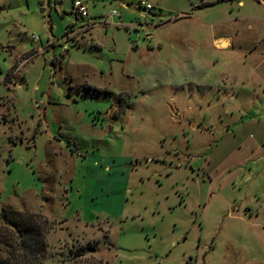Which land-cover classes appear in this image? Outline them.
I'll use <instances>...</instances> for the list:
<instances>
[{
    "label": "rangeland",
    "instance_id": "1",
    "mask_svg": "<svg viewBox=\"0 0 264 264\" xmlns=\"http://www.w3.org/2000/svg\"><path fill=\"white\" fill-rule=\"evenodd\" d=\"M83 1L63 51L72 0H0V258L6 208L43 225L27 264H264V93L233 92L264 6Z\"/></svg>",
    "mask_w": 264,
    "mask_h": 264
},
{
    "label": "crops",
    "instance_id": "2",
    "mask_svg": "<svg viewBox=\"0 0 264 264\" xmlns=\"http://www.w3.org/2000/svg\"><path fill=\"white\" fill-rule=\"evenodd\" d=\"M220 0H201L200 4L197 6L200 8L208 7L212 5L213 3H217ZM236 7L238 8L239 11H242L246 5L249 6V0H234ZM257 4L256 6H259L263 8L264 3L260 2V0H256ZM251 11L254 9L250 8ZM144 11V10H143ZM142 15H145V12H141ZM90 16V15H89ZM204 16V15H202ZM74 17V16H73ZM93 20L95 17L90 16ZM204 17H209L208 15ZM208 19H212L208 18ZM234 20H244V21H252L258 23L257 29H259V36L257 39V42L254 44L252 42H244V55L243 59H241L242 64L244 67L248 68L247 75L243 77V79L240 81V83H243L244 86L243 88H233V92H240L241 90L244 91V93L249 94L250 96L253 93H264V14L262 12H251L249 14H242L240 16H237L234 18ZM76 22V19L74 17V20L66 24V26L71 25L72 23L74 24ZM247 22L246 28L247 30L251 31L252 26L250 23ZM219 21H211L204 23L206 28L211 29L215 24H218ZM65 26V27H66ZM213 45L216 48H225L228 46L233 45V41L231 38H225V37H213L212 40ZM53 46V45H52ZM239 49L242 48L241 44H238ZM257 53L261 54V57H259L257 60L253 61L251 59L252 55H256ZM60 54L59 56H61ZM55 59V58H54ZM259 60V61H258ZM237 90V91H236ZM53 153L56 152V149L52 150Z\"/></svg>",
    "mask_w": 264,
    "mask_h": 264
},
{
    "label": "trees",
    "instance_id": "3",
    "mask_svg": "<svg viewBox=\"0 0 264 264\" xmlns=\"http://www.w3.org/2000/svg\"><path fill=\"white\" fill-rule=\"evenodd\" d=\"M1 216L4 223L15 232L18 241L15 246L9 244L13 248L12 259L0 258V264H27L28 261L38 260L44 251V230L43 225L37 222V216L6 208L1 209Z\"/></svg>",
    "mask_w": 264,
    "mask_h": 264
},
{
    "label": "built area",
    "instance_id": "4",
    "mask_svg": "<svg viewBox=\"0 0 264 264\" xmlns=\"http://www.w3.org/2000/svg\"><path fill=\"white\" fill-rule=\"evenodd\" d=\"M139 7L145 9H151L149 4H145L143 2L139 3ZM71 11L73 16L76 19V22L71 25L65 27L64 32L60 39L56 41V43H52L51 45H60L61 42H64L63 51L67 50L66 44L73 41V37L76 34H84L90 28L94 27L97 23L89 16L87 12L86 3L83 0H72L71 2ZM112 15H116L115 11H112ZM31 40L35 43H39V38L31 35ZM38 52H41V49H38Z\"/></svg>",
    "mask_w": 264,
    "mask_h": 264
},
{
    "label": "water",
    "instance_id": "5",
    "mask_svg": "<svg viewBox=\"0 0 264 264\" xmlns=\"http://www.w3.org/2000/svg\"><path fill=\"white\" fill-rule=\"evenodd\" d=\"M66 99H68V97H66Z\"/></svg>",
    "mask_w": 264,
    "mask_h": 264
}]
</instances>
